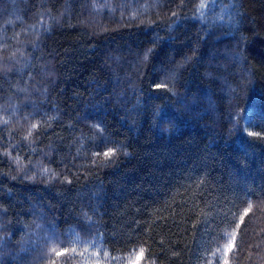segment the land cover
Returning a JSON list of instances; mask_svg holds the SVG:
<instances>
[{
    "label": "trees",
    "instance_id": "1",
    "mask_svg": "<svg viewBox=\"0 0 264 264\" xmlns=\"http://www.w3.org/2000/svg\"><path fill=\"white\" fill-rule=\"evenodd\" d=\"M200 2L0 0V264H264V0Z\"/></svg>",
    "mask_w": 264,
    "mask_h": 264
},
{
    "label": "snow or ice",
    "instance_id": "2",
    "mask_svg": "<svg viewBox=\"0 0 264 264\" xmlns=\"http://www.w3.org/2000/svg\"><path fill=\"white\" fill-rule=\"evenodd\" d=\"M205 6L206 5H205L204 0H201L200 4L197 7V11L198 12H202L203 9L205 8ZM173 15H175V13H173ZM151 51L152 50L149 49L147 52H145L144 59H147L148 58V55L151 53ZM161 87H166V82H162L161 84L156 85V88H161ZM249 126H251V123H249ZM36 127H37L36 124H33L32 125V129L33 130L36 129ZM29 135H31V131L29 132ZM247 135L248 136H255V137L264 138V132L248 131L247 132ZM5 154L7 155L8 153H5ZM114 154H115V149H108L107 151L103 152L102 155H103V157L105 159H110ZM97 155L99 156L101 154L100 153H97ZM17 161H18V158H17ZM45 171L47 172L48 170L45 169ZM251 208H252V205H251V203H249L248 209L245 210L244 215H247V212L249 210H251ZM243 219H244V216H241L240 217L241 222L243 221ZM237 228H239V225H237ZM235 239H236V235H235V233H233L232 234V242L228 245V251H231L232 250V247L235 244ZM140 252H141V255L136 257V259L133 262V264H140V259H141L142 255H143V249H141ZM225 264H227V260L225 261Z\"/></svg>",
    "mask_w": 264,
    "mask_h": 264
},
{
    "label": "rangeland",
    "instance_id": "3",
    "mask_svg": "<svg viewBox=\"0 0 264 264\" xmlns=\"http://www.w3.org/2000/svg\"><path fill=\"white\" fill-rule=\"evenodd\" d=\"M235 232H229L222 245L217 249L214 256L211 258L209 264H225V261L228 258V245L232 242V234ZM228 264V263H227Z\"/></svg>",
    "mask_w": 264,
    "mask_h": 264
}]
</instances>
